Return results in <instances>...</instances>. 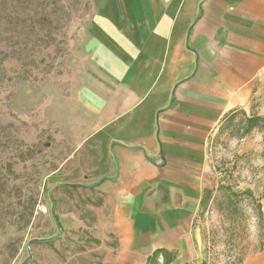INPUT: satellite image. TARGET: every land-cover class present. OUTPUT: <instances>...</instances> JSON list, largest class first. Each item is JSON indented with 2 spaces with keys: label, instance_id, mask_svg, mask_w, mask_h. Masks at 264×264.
Returning <instances> with one entry per match:
<instances>
[{
  "label": "crops",
  "instance_id": "1",
  "mask_svg": "<svg viewBox=\"0 0 264 264\" xmlns=\"http://www.w3.org/2000/svg\"><path fill=\"white\" fill-rule=\"evenodd\" d=\"M95 3L40 107L67 147L52 177L95 195L101 264H204L209 146L235 114L264 118V0Z\"/></svg>",
  "mask_w": 264,
  "mask_h": 264
},
{
  "label": "rangeland",
  "instance_id": "2",
  "mask_svg": "<svg viewBox=\"0 0 264 264\" xmlns=\"http://www.w3.org/2000/svg\"><path fill=\"white\" fill-rule=\"evenodd\" d=\"M96 13L95 0H0V264H101L108 248L91 232L92 190L52 177L67 147L40 108ZM247 120L235 114L209 146L204 264H264V129Z\"/></svg>",
  "mask_w": 264,
  "mask_h": 264
},
{
  "label": "trees",
  "instance_id": "3",
  "mask_svg": "<svg viewBox=\"0 0 264 264\" xmlns=\"http://www.w3.org/2000/svg\"><path fill=\"white\" fill-rule=\"evenodd\" d=\"M260 125L262 126L261 128L264 129V118H262L260 116H252V117L248 118V120H247V129H246L247 133L251 132L254 129L259 128ZM246 194H249V193H246ZM209 198H210V196L208 197V200H209ZM59 228L62 230L60 225H59Z\"/></svg>",
  "mask_w": 264,
  "mask_h": 264
}]
</instances>
